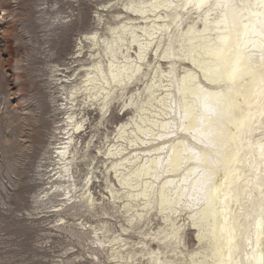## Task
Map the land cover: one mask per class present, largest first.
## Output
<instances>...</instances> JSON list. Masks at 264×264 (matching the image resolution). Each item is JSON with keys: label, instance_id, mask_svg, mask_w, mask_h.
<instances>
[{"label": "bare ground", "instance_id": "1", "mask_svg": "<svg viewBox=\"0 0 264 264\" xmlns=\"http://www.w3.org/2000/svg\"><path fill=\"white\" fill-rule=\"evenodd\" d=\"M91 2L36 200L94 264H264V0Z\"/></svg>", "mask_w": 264, "mask_h": 264}, {"label": "rangeland", "instance_id": "2", "mask_svg": "<svg viewBox=\"0 0 264 264\" xmlns=\"http://www.w3.org/2000/svg\"><path fill=\"white\" fill-rule=\"evenodd\" d=\"M99 7L91 0H0V9L7 12L6 30L0 32V264H94L89 242L78 243L67 229L57 227L53 209L59 208L60 198L41 203L36 196L49 187L53 162L47 148L64 118L60 88L51 76L63 78L80 68L71 58L79 38L94 30L92 18ZM55 17L79 21L68 30L47 27ZM89 116L92 123L98 118ZM125 119L126 113L115 107L100 132L110 135ZM99 190L95 183L94 191ZM193 236L188 237L191 248L196 247Z\"/></svg>", "mask_w": 264, "mask_h": 264}, {"label": "snow or ice", "instance_id": "3", "mask_svg": "<svg viewBox=\"0 0 264 264\" xmlns=\"http://www.w3.org/2000/svg\"><path fill=\"white\" fill-rule=\"evenodd\" d=\"M202 91H203V89H202ZM204 108L206 109V110H208V108H209V106L208 105H204ZM203 121L201 120V123H202ZM182 130V129H181ZM197 132H199V129H196V130H193V132H192V136H193V139H196V133ZM194 171V173L195 172H199L200 170L199 169H194L193 170Z\"/></svg>", "mask_w": 264, "mask_h": 264}]
</instances>
